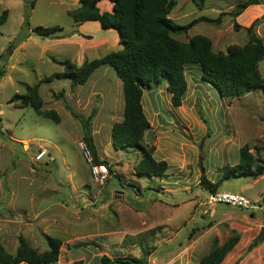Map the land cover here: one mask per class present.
<instances>
[{
	"label": "rangeland",
	"instance_id": "obj_1",
	"mask_svg": "<svg viewBox=\"0 0 264 264\" xmlns=\"http://www.w3.org/2000/svg\"><path fill=\"white\" fill-rule=\"evenodd\" d=\"M31 1L0 0V9L8 10V18L0 26V203L5 202V209L0 208V238L4 244L12 249L21 234L42 252L48 248L45 236L57 237L62 242L57 264L75 260L98 264L102 255H147L148 264H199L215 241L221 245L235 234H244L250 241L259 236L264 227V192L258 190L264 189V177L256 184L252 183L254 177H232L218 183L216 189L241 193L263 210L210 202L208 182H219L221 168L238 162V150L245 144L255 159L264 161V90L222 97L202 79L195 64L185 67L187 87L180 106L172 105L164 80L155 89V104L152 87L145 88L142 104L150 127L141 143L155 160L166 162V169L162 176H141L136 172L141 151L133 147L115 149L112 145L111 127L122 120L124 104L118 101L113 108L107 106V76H89V85L82 88L77 100V84L68 83L63 88L54 80L41 82L40 95L46 103L43 107L58 109L60 123L38 115L30 105L20 106L14 97L41 78L65 70L57 59L79 66L121 47L113 46L115 29L87 32L93 40L103 35L107 41L91 50L88 60L69 61L66 58L73 55L68 53V36L88 38L85 32L80 34L81 29L71 30L76 22L65 12L78 7L79 2L34 0L36 8L30 11L29 24L22 27L25 4ZM175 1L171 11L174 21L185 24L199 15L215 18L242 0H204L202 7L193 0ZM245 9L235 18L240 25L237 29L230 15L224 14L219 25L200 22L173 38L185 42L202 34L211 39L213 52L226 53L228 47L244 45L250 36L262 34L264 4ZM37 25H58L62 29L56 32L57 38L46 39L31 31ZM8 50L3 63L1 58ZM257 66L264 80V54ZM110 67L93 72H114L118 77ZM48 88H56L52 90L55 93L67 90L71 95H64L57 104ZM64 103L83 118L97 109L91 125L93 141L100 158L111 169L103 181L97 179L83 156V128ZM44 148L45 154L36 160V154ZM63 155L70 170L63 165ZM52 192L60 194L65 204L53 203ZM226 259L221 264H234L229 256Z\"/></svg>",
	"mask_w": 264,
	"mask_h": 264
},
{
	"label": "trees",
	"instance_id": "obj_2",
	"mask_svg": "<svg viewBox=\"0 0 264 264\" xmlns=\"http://www.w3.org/2000/svg\"><path fill=\"white\" fill-rule=\"evenodd\" d=\"M100 0H78L79 6L68 11L74 22L99 21L104 29H115L118 33L120 49L91 59L81 65H74L67 61L60 62L65 70L53 72L33 85L26 86V92L16 93L20 106L30 105L38 115L60 122L59 113L53 109L43 107V99L39 94L41 82L69 79L71 84H83L90 74L100 65L108 64L114 68L122 81L123 87V118L114 122L111 127L112 145L115 149L133 147L141 151L142 159L136 166V172L143 176H162L166 169L164 160L157 161L151 152L144 149L142 139L149 129V121L142 107L143 90L152 87L164 80L166 89L171 94L173 106H180L186 91L185 67L189 64L198 65L204 81L213 85L222 97L235 98L256 90H264V80L258 71V62L264 54V28L261 36H250L244 45L228 47L226 53H215L212 50L211 39L202 34L191 36L188 41H179L173 38L174 34H185L195 24L207 22L219 25L224 14L230 15L234 29L240 25L235 18L250 5L264 4V0H242L235 4L229 12H220L215 18L199 15L185 24L176 23L169 14L176 5L175 0H109L112 3L111 11L101 12L98 8ZM202 7L204 0H193ZM34 0L24 7L22 27L29 24L30 11L34 7ZM8 10L0 9V26L7 20ZM62 28L58 25L32 28V32L40 37L57 38L56 32ZM56 35V36H55ZM25 38V37H24ZM23 39V38H21ZM3 72L0 71V76ZM51 91L55 100H63L64 91ZM65 108L77 119L83 128L82 143L85 144L91 156L93 165L107 163L98 154L93 141L92 121L97 109L93 108L86 118ZM12 144L15 141L6 138ZM239 160L231 166L221 168L219 182H208L210 193L216 192L218 183L232 177H258L264 173V161L253 156L250 147L245 144L238 150ZM15 161L13 160L12 163ZM110 172L109 166H106ZM10 169V168H9ZM6 168V170H9ZM3 189L9 195L6 181L2 180ZM64 203V201H61ZM65 204V203H64ZM5 209V202L0 203ZM48 248L40 252L32 247L19 235V243L14 254L9 253L0 238V264H57L61 240L57 237L45 236ZM235 234L227 238L221 245L216 241L210 250L201 257L199 264H221L227 253L239 241ZM264 240V227L260 235L252 240L247 251ZM66 264H82L75 260ZM98 264H148L147 255L136 257L119 255L109 257L102 255ZM238 264V262H234Z\"/></svg>",
	"mask_w": 264,
	"mask_h": 264
},
{
	"label": "crops",
	"instance_id": "obj_3",
	"mask_svg": "<svg viewBox=\"0 0 264 264\" xmlns=\"http://www.w3.org/2000/svg\"><path fill=\"white\" fill-rule=\"evenodd\" d=\"M74 3L78 4V0H72ZM254 6H258L257 5H250L248 6L247 8L250 9V8H253ZM36 8V3L33 7V9L31 10V12ZM98 8L100 9L101 12H104V11H111L112 9V3L109 1V0H100L98 2ZM69 10V8L66 9V14L67 11ZM246 10V9H245ZM169 17H171L173 20H174V16H172V14L170 13L169 14ZM238 17V16H237ZM198 24V23H197ZM196 25V24H195ZM81 29V30H80ZM192 27L189 29L191 30ZM71 30H80L82 34L83 32H85V35L86 37H88L87 39L86 38H82L83 36L82 35H79V34H75V35H72V36H68L69 38L66 39L65 41L68 40V44H66L68 46V53L72 54V58H66L68 59L69 61L73 62V61H77L79 59L81 60H88L87 59V55L90 54L89 52L97 47H99L100 45L104 44L106 41H107V38L103 35H101L99 38H97L96 40H93V37L87 35V32H98V31H108V30H111V29H104L100 22L99 21H85V22H82V23H79V24H76L74 23V25L71 27ZM30 31V30H29ZM28 35V34H27ZM65 36L66 33H65ZM64 36V37H65ZM27 37V36H26ZM62 37V38H64ZM75 37H78L75 38ZM27 38H30L27 37ZM61 38V39H62ZM47 39V38H46ZM23 40V39H22ZM51 40V39H50ZM118 40V41H117ZM113 46H116V45H119V38H118V34L116 33L114 35V40H113ZM50 52V51H49ZM51 53V52H50ZM53 54V53H51ZM85 57V58H84ZM51 59L54 58V57H50ZM54 59H57V58H54ZM94 59V58H93ZM58 61L62 62L64 60H59L57 59ZM59 62H57L58 64ZM60 65V64H59ZM110 66V65H109ZM109 66H107L106 64L104 65H100L99 67H97L95 70L98 71V70H102L104 71L105 69L109 68ZM111 68V67H110ZM94 74H101L105 76H107V79L109 80L106 84H105V87L108 91V95L105 97L104 101H107V106L109 108H113L114 105H116V103L119 101L121 102V104L123 105L124 104V98H123V87H122V81L119 77H117L114 72H92L90 74V77H93ZM93 75V76H92ZM88 77V81H86L87 83L85 84H77L76 87H75V96H74V99L77 100L78 98H81L79 97V93H81L82 91V88L86 85H89L88 83L90 82L89 81V78ZM56 81V83L59 85V86H62L63 88L66 87V85L69 83V85L71 84L70 80L69 79H61V80H54ZM54 81H51L49 83H52ZM162 81H160L159 83L157 84H153L152 85V89L150 90L151 91V100L154 102L155 104V101L157 102L158 100L155 99V93H157V91L155 90L158 86H160L162 83ZM166 85L167 83H165L163 85L165 91L168 93V97L170 98L171 94L167 91L166 89ZM41 84L39 85V94H40V89H41ZM50 88H48L49 90ZM52 90H57L56 88H51ZM160 90H161V87H160ZM51 96V93L49 94ZM65 97H67L68 95H71V93H69L67 90H65V93H64ZM41 96V95H40ZM52 98V96H51ZM142 98H143V94H142ZM43 99V98H42ZM87 99L90 100V95L89 93L87 94ZM48 102H51V99L48 98L47 100ZM54 103H59L58 100H53ZM46 103L44 102L43 103V106L45 105ZM53 105H49V107H52ZM124 108V105L122 106ZM142 107L144 109V106L142 104ZM45 108V107H44ZM153 108H157V106H153ZM45 109H49V108H45ZM55 109V108H53ZM56 111H58L59 115H60V122H61V118H62V115L60 114L61 112L57 109ZM72 120V119H70ZM121 121V120H120ZM59 122V123H60ZM76 129V128H75ZM78 129V128H77ZM76 129V130H77ZM45 152H46V149L44 148ZM43 157V156H42ZM41 157V158H42ZM64 157V160H63V165L66 169L70 170V165L68 164L67 162V158L65 155H63ZM40 158V159H41ZM9 159V157H8ZM72 170V169H71ZM260 177L256 178L254 177L255 179H253V184H256L258 183L260 180H262L264 177V174H261L259 175ZM252 178V177H251ZM259 193H263L264 192V189L263 188H260L259 190ZM11 196H13V191L11 193ZM259 196V195H258ZM3 197V191L0 187V201ZM50 200L53 202V203H57V202H61V199H60V194H58L57 192H52L50 194ZM12 200V203L11 205H13V199ZM246 235L242 234L239 241L237 242V244L227 253V255L225 256L224 260L226 262V258H228V256L230 257L229 261H232V262H238V264H264V240L259 243L257 246L253 247L250 251H247V247L249 245V243L251 242L250 239L246 240L244 237ZM1 242L3 243L5 249L9 252V253H12L14 254L16 252V249H17V246L18 244L16 245H13V248L12 249H9L8 245L7 244H4V239H1Z\"/></svg>",
	"mask_w": 264,
	"mask_h": 264
},
{
	"label": "built area",
	"instance_id": "obj_4",
	"mask_svg": "<svg viewBox=\"0 0 264 264\" xmlns=\"http://www.w3.org/2000/svg\"><path fill=\"white\" fill-rule=\"evenodd\" d=\"M80 149L82 151L83 156L91 163V156H90L89 150L87 149L85 144H83L82 142H80ZM44 154H45V150L41 149L36 154L35 159L39 160ZM91 167H92L93 173L96 175L98 180L103 181V179L106 178L107 168L104 164L93 165L91 163ZM208 200L213 203L233 205V206H237L239 208H244V209L257 207L259 210H263V207H261L260 205L255 206V203L251 199L247 198L246 196L238 192H232V191L217 192L216 191L214 193L209 194Z\"/></svg>",
	"mask_w": 264,
	"mask_h": 264
},
{
	"label": "water",
	"instance_id": "obj_5",
	"mask_svg": "<svg viewBox=\"0 0 264 264\" xmlns=\"http://www.w3.org/2000/svg\"><path fill=\"white\" fill-rule=\"evenodd\" d=\"M9 52H10V50H8V52H7L6 55L2 56L1 61H2L3 63L5 62V57H7V55L9 54Z\"/></svg>",
	"mask_w": 264,
	"mask_h": 264
}]
</instances>
